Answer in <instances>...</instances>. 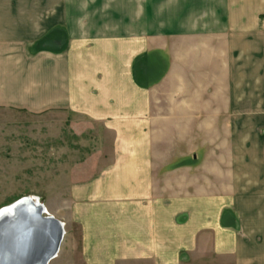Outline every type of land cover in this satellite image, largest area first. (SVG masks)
Segmentation results:
<instances>
[{"label":"crops","instance_id":"obj_1","mask_svg":"<svg viewBox=\"0 0 264 264\" xmlns=\"http://www.w3.org/2000/svg\"><path fill=\"white\" fill-rule=\"evenodd\" d=\"M201 69V113L256 114L264 0H0V104L70 108L115 138L69 188L85 264H264V142H186L178 122ZM165 91L185 101L165 110Z\"/></svg>","mask_w":264,"mask_h":264},{"label":"rangeland","instance_id":"obj_2","mask_svg":"<svg viewBox=\"0 0 264 264\" xmlns=\"http://www.w3.org/2000/svg\"><path fill=\"white\" fill-rule=\"evenodd\" d=\"M256 36V42L262 43V35ZM199 39L192 36V47ZM176 47L184 55L183 46ZM199 52L192 51L190 59L198 61ZM211 54L207 56L214 58ZM191 76L195 80L191 84V108L181 106L188 112L184 121H178L183 122L186 142H264V105H261L264 99L260 100L259 94L255 115L239 107V114L220 116L217 122L216 115L201 113L209 101L210 94L204 88L211 75L206 76L201 69ZM163 96L165 110H174L185 101L184 94L176 95L173 91H165ZM178 116L171 114V118ZM216 124L224 130L220 135ZM227 125L231 127L229 130ZM114 141L113 132L70 108L32 110L0 104V208L28 195L38 198L47 214L63 223L65 234L59 252L49 264H85L80 253L79 231L66 218L69 188L91 176L97 158L104 151L109 153L107 146ZM207 153L214 154L215 146L209 144Z\"/></svg>","mask_w":264,"mask_h":264},{"label":"water","instance_id":"obj_3","mask_svg":"<svg viewBox=\"0 0 264 264\" xmlns=\"http://www.w3.org/2000/svg\"><path fill=\"white\" fill-rule=\"evenodd\" d=\"M45 214L29 196L0 208V264H49L57 256L63 223Z\"/></svg>","mask_w":264,"mask_h":264},{"label":"bare ground","instance_id":"obj_4","mask_svg":"<svg viewBox=\"0 0 264 264\" xmlns=\"http://www.w3.org/2000/svg\"><path fill=\"white\" fill-rule=\"evenodd\" d=\"M28 196V195H27ZM30 197V199H32L36 204L37 203H41L40 201H39V199L38 198H34V197H31V196H29ZM29 199V198H28ZM25 202H26V200H22V201H20V203H23V204H25ZM42 204V203H41ZM44 207V206H43ZM44 209H45V207H44ZM30 210V209H29ZM28 210V211H29ZM24 212H27V211H24ZM45 212H46V210H45ZM42 215H44V213L42 214ZM45 215H48L47 214V212H46V214ZM49 216H52V215H49Z\"/></svg>","mask_w":264,"mask_h":264}]
</instances>
